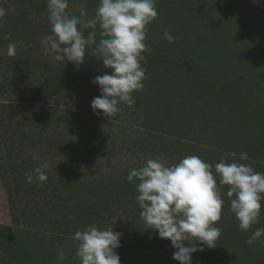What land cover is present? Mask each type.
I'll return each mask as SVG.
<instances>
[{
    "label": "rangeland",
    "instance_id": "1",
    "mask_svg": "<svg viewBox=\"0 0 264 264\" xmlns=\"http://www.w3.org/2000/svg\"><path fill=\"white\" fill-rule=\"evenodd\" d=\"M98 3L69 0L67 11L79 16L83 6L92 18ZM0 8V264H80L74 234L92 224L122 234L121 264H180L140 217L139 181L127 176L149 158L175 164L188 155L213 165L224 201L217 245L193 253V264H264V237L246 242L264 228V206L258 223L241 230L230 210L235 195L215 173L222 158L264 173V0H156L144 88L109 118L93 113L100 92L90 81L111 69L87 54L79 65L43 54L46 0H0ZM44 162L41 182L33 170Z\"/></svg>",
    "mask_w": 264,
    "mask_h": 264
},
{
    "label": "clouds",
    "instance_id": "2",
    "mask_svg": "<svg viewBox=\"0 0 264 264\" xmlns=\"http://www.w3.org/2000/svg\"><path fill=\"white\" fill-rule=\"evenodd\" d=\"M69 0H46V17L51 25L50 34L40 43L44 55L54 60L85 62V55L102 62L111 73L95 76L90 82L98 85L99 96L94 97L90 107L94 114L110 117L120 109L123 102L128 106L136 103L133 93L143 90L146 68L143 53L147 25L158 15L156 0H99L92 18L84 19L87 12L79 8V16L70 14ZM6 11L0 8V26ZM79 26V27H78ZM100 39L97 42L96 29ZM90 28L87 36L82 29ZM165 38L173 42L174 37L165 31ZM8 56H15L16 44L9 43ZM101 110V111H97ZM231 155L235 156V153ZM241 161L247 160V153H240ZM44 162L33 171L36 178L44 182L48 168ZM219 184L229 185L227 195L231 198L230 210L239 221V228L248 231L259 221L264 200V173L255 171L250 165L229 163L222 158L215 164ZM136 178L135 197L142 209L140 217L148 229L156 230L158 238L167 239L175 249L172 258L180 264H193L192 254L216 247L221 230L215 223L221 219L224 201L213 173V165L197 155H188L175 164H169L161 156L149 158L143 167L132 169L127 179ZM33 176L26 173V182ZM121 233L112 226L98 229L95 224L83 231H76L78 241L76 256L80 264H121L115 249L120 246ZM264 237V228H257L248 237L249 245ZM60 261L63 253L58 254Z\"/></svg>",
    "mask_w": 264,
    "mask_h": 264
},
{
    "label": "trees",
    "instance_id": "3",
    "mask_svg": "<svg viewBox=\"0 0 264 264\" xmlns=\"http://www.w3.org/2000/svg\"><path fill=\"white\" fill-rule=\"evenodd\" d=\"M255 28H256V30L258 29V30L256 31V33H258V32H259V29H260V22L256 24ZM252 38H254V37H252Z\"/></svg>",
    "mask_w": 264,
    "mask_h": 264
}]
</instances>
